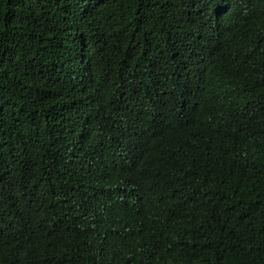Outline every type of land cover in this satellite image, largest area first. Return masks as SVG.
I'll use <instances>...</instances> for the list:
<instances>
[{"label":"trees","instance_id":"obj_1","mask_svg":"<svg viewBox=\"0 0 264 264\" xmlns=\"http://www.w3.org/2000/svg\"><path fill=\"white\" fill-rule=\"evenodd\" d=\"M0 264H264V0H0Z\"/></svg>","mask_w":264,"mask_h":264}]
</instances>
